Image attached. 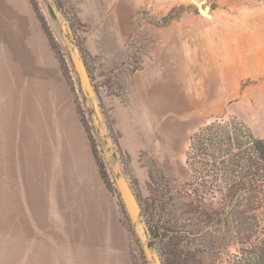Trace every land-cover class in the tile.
Returning a JSON list of instances; mask_svg holds the SVG:
<instances>
[{
  "label": "rangeland",
  "instance_id": "374dc122",
  "mask_svg": "<svg viewBox=\"0 0 264 264\" xmlns=\"http://www.w3.org/2000/svg\"><path fill=\"white\" fill-rule=\"evenodd\" d=\"M54 1L61 16L73 25L74 40L82 49L78 47L97 94L101 120L80 91L61 38L68 31L66 24L52 16L47 0H36L47 31L29 0L26 2L49 58L44 55L39 62L30 52L27 60L31 63L22 73L0 74V92L9 93L15 81L37 89L52 84L51 90L40 91L41 99L48 101L49 94L54 96L53 105L63 116L68 135L66 145L72 150L63 151L81 163L75 173L84 171L85 183L103 192L121 228L128 264H150L142 249L146 241L143 218L140 216V223L130 222L103 148L115 154L114 170L125 173L140 201L149 203L157 196L155 188L163 185L169 187L172 201L179 203V212L197 208L194 216L186 214L185 223L199 221L202 228L206 244L197 246L201 250L198 264H237L245 239L236 234L233 219L223 215L227 209H223L220 194H207L192 203L198 185L185 155L191 133L214 119L235 117L255 137H264V0ZM180 7L181 13L164 21L170 9L174 15ZM138 80L144 85L141 90L137 89ZM16 90L13 88L14 95ZM122 107L126 110L119 113ZM142 107H146L144 113ZM2 122L0 118V128ZM5 166L0 167V246L33 236V231L24 230V234L18 230L17 185L12 182H17L12 179L19 177L18 171L9 178ZM58 172L62 173L60 168ZM3 180L9 182L4 186ZM6 189L10 198L4 200ZM257 214L264 228V207ZM205 215L212 221L198 218ZM218 216L220 224L214 223ZM150 241L156 245L151 237ZM3 251L7 250L0 248V264ZM169 263L177 264L173 257Z\"/></svg>",
  "mask_w": 264,
  "mask_h": 264
},
{
  "label": "crops",
  "instance_id": "0c3cea01",
  "mask_svg": "<svg viewBox=\"0 0 264 264\" xmlns=\"http://www.w3.org/2000/svg\"><path fill=\"white\" fill-rule=\"evenodd\" d=\"M32 18L26 0H0V74L22 73L31 63L30 52L42 62V34ZM141 82L137 89L143 88ZM13 83L9 93L0 92V167L7 163L8 177L18 171L12 179H17L12 182L17 185L18 230L33 231V236L2 242L0 248L7 251L1 264H128L121 228L103 192L85 183L84 171L75 173L81 163L63 151L71 145L68 149L54 96L41 99L40 91L51 90L52 84L37 89ZM6 190L4 200L10 195Z\"/></svg>",
  "mask_w": 264,
  "mask_h": 264
},
{
  "label": "trees",
  "instance_id": "16d2710c",
  "mask_svg": "<svg viewBox=\"0 0 264 264\" xmlns=\"http://www.w3.org/2000/svg\"><path fill=\"white\" fill-rule=\"evenodd\" d=\"M29 2L43 29L47 31L36 0ZM182 10L180 7L172 15L174 11L170 9L163 16L164 21L173 19ZM78 47L82 50L79 43ZM185 157L186 165L198 185L195 190L197 196L192 203L200 201L207 194H220L223 209H227L223 215L227 214L233 219L236 234L245 239L237 264H264V228L257 214V210L264 207V137H255L235 117L214 119L191 133ZM98 164L106 182L105 170L100 162ZM128 182L138 199L141 216L156 245L151 241L149 243L156 247L163 264H170L172 257L177 264H198L197 256L201 250L197 246L199 243L206 244L200 234L202 228L198 225L199 221L185 223L186 214L194 216L197 208H192L191 203L188 211L179 212V203L176 205L174 198L172 201L169 187L163 185L155 188L157 196L149 203H144L138 198L131 182ZM198 218L203 219V222L212 221V217L207 215ZM220 221L222 220L218 216L214 223L220 224ZM239 227L241 232H238ZM196 238L199 240L196 241ZM162 241L165 244H161ZM166 248L167 252H164Z\"/></svg>",
  "mask_w": 264,
  "mask_h": 264
},
{
  "label": "water",
  "instance_id": "95a60500",
  "mask_svg": "<svg viewBox=\"0 0 264 264\" xmlns=\"http://www.w3.org/2000/svg\"><path fill=\"white\" fill-rule=\"evenodd\" d=\"M47 1L48 8L50 9L52 16L54 18H60L66 24V28L68 31L67 33H62L61 38L63 40L64 45L66 46L72 67L78 77L80 91L83 97L92 103L93 112L96 114L98 120H101V113L99 110L97 94L88 74L83 56L76 45V41L74 40L72 28L68 24L66 18L64 16H61V14L59 13L55 1ZM103 154L105 160L111 166L114 183L124 205L125 211L130 219V222L132 224L140 223L141 206L128 182L125 173L123 171L116 172L114 170V166L117 163L115 154L110 153L109 150L106 148H103ZM141 224L146 234V241L142 244V249L144 251L146 260L150 264H163L157 249L149 244L150 232L147 226L145 225L144 221L143 223L141 222Z\"/></svg>",
  "mask_w": 264,
  "mask_h": 264
}]
</instances>
